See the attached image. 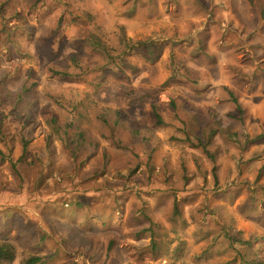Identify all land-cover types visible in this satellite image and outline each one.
<instances>
[{
  "label": "rangeland",
  "instance_id": "rangeland-1",
  "mask_svg": "<svg viewBox=\"0 0 264 264\" xmlns=\"http://www.w3.org/2000/svg\"><path fill=\"white\" fill-rule=\"evenodd\" d=\"M0 127L16 264H264V0H0Z\"/></svg>",
  "mask_w": 264,
  "mask_h": 264
},
{
  "label": "trees",
  "instance_id": "trees-1",
  "mask_svg": "<svg viewBox=\"0 0 264 264\" xmlns=\"http://www.w3.org/2000/svg\"><path fill=\"white\" fill-rule=\"evenodd\" d=\"M87 44H90V46L93 47V49L101 50L102 52H105L106 47H103V44H104L103 40L98 34L97 35L92 34L91 37L87 38ZM74 59H76V58H74ZM50 70H51L53 75H57L60 77H64L65 75H68L66 71L57 70L54 67H51ZM30 91H31V87L25 86V89L22 90L21 94H18L20 101H24L26 99L25 93L30 92ZM233 100L240 107L238 99L236 98V96L234 94H233ZM153 108H154L155 117L157 118L158 125L164 124L165 120H164L162 114L160 113L159 109L157 108V106H154ZM104 117H105V119H107L106 116H104ZM115 121H116L115 122L116 125H120L123 120L120 119V117H118V120H115ZM106 122L109 123L108 120H106ZM2 129L3 128L0 127V132L2 131ZM134 131L136 133L138 132L135 129H134ZM30 140L31 139L28 136L22 137L23 154L20 156L18 161H23L24 159H27L29 157L28 152H29ZM201 146L204 147V149H207V146L203 142L201 143ZM0 156L2 159H6L8 157V155H6V153L1 148H0ZM11 162L13 163L12 165L14 167H16L17 162H14V160H11ZM175 209L177 210V207H175ZM4 237L5 236L0 237V264H16V261L18 258V250H17L15 244H13L11 241L5 239ZM43 263H44V261L42 260L41 256H37V255L30 256L27 259H25L23 262V264H43Z\"/></svg>",
  "mask_w": 264,
  "mask_h": 264
}]
</instances>
